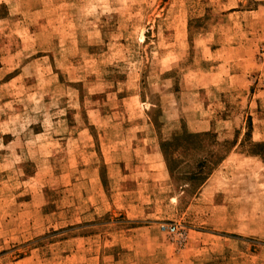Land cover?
<instances>
[{
	"label": "rangeland",
	"instance_id": "obj_1",
	"mask_svg": "<svg viewBox=\"0 0 264 264\" xmlns=\"http://www.w3.org/2000/svg\"><path fill=\"white\" fill-rule=\"evenodd\" d=\"M257 143L264 0H0V264H264Z\"/></svg>",
	"mask_w": 264,
	"mask_h": 264
},
{
	"label": "built area",
	"instance_id": "obj_2",
	"mask_svg": "<svg viewBox=\"0 0 264 264\" xmlns=\"http://www.w3.org/2000/svg\"><path fill=\"white\" fill-rule=\"evenodd\" d=\"M159 231L167 236L176 238L179 244H183L187 240V231L179 224L161 223L159 224Z\"/></svg>",
	"mask_w": 264,
	"mask_h": 264
},
{
	"label": "trees",
	"instance_id": "obj_3",
	"mask_svg": "<svg viewBox=\"0 0 264 264\" xmlns=\"http://www.w3.org/2000/svg\"><path fill=\"white\" fill-rule=\"evenodd\" d=\"M164 147H165V146L162 144V145H161V148H162V150H163L162 153H164L163 155H165ZM254 147H255V149H258V151H260V152L262 151V153H264V144H263V143H257V144L254 145ZM252 155L261 156L259 152H255V153L252 152ZM168 170L171 171L170 166H168ZM204 180H205V179H204ZM204 180L201 181L200 183H203Z\"/></svg>",
	"mask_w": 264,
	"mask_h": 264
}]
</instances>
